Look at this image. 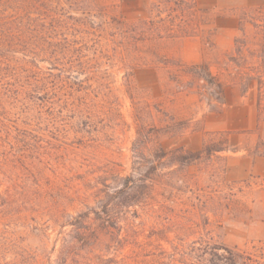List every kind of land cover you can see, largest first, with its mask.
<instances>
[{"label": "rangeland", "instance_id": "rangeland-1", "mask_svg": "<svg viewBox=\"0 0 264 264\" xmlns=\"http://www.w3.org/2000/svg\"><path fill=\"white\" fill-rule=\"evenodd\" d=\"M31 28L74 63L41 60L62 90L2 110L0 191L98 189L80 264H264V0H69ZM23 211L0 216L1 264H53L73 227Z\"/></svg>", "mask_w": 264, "mask_h": 264}, {"label": "trees", "instance_id": "trees-1", "mask_svg": "<svg viewBox=\"0 0 264 264\" xmlns=\"http://www.w3.org/2000/svg\"><path fill=\"white\" fill-rule=\"evenodd\" d=\"M72 3V2H71ZM69 4V0H0V127L5 126V117L2 116V110L21 101L25 102V107L33 105L34 98H38L41 90L45 94L56 95L62 90L64 69H60L61 75L53 71H43L39 69L38 62L41 60L51 62L55 66L59 60H70L74 63V59L69 56L68 52L57 50L59 43H54L50 37L44 36V43L39 46L34 41V29L32 23L37 20H45L52 18L55 14L64 10L65 5ZM42 34L39 36L41 39ZM51 50H50V49ZM63 47H60L62 49ZM264 63V51H263ZM42 58V59H39ZM202 64L195 65L201 67ZM264 68V64L261 65ZM57 68V67H54ZM209 74H211L209 72ZM57 77L58 80L53 84L51 78ZM259 76V75H258ZM259 92L264 86V77H258ZM61 84V85H60ZM52 86V87H51ZM55 86V87H54ZM45 99V98H44ZM45 101H48L45 99ZM29 102H31L29 104ZM260 102V100H259ZM177 150L171 152H162L165 156L177 155ZM201 156V153H186L179 155L180 162H191ZM129 179V178H128ZM127 179V180H128ZM5 190L0 191V216L22 218L23 210L29 207L32 211L37 212L40 216H47L53 227L63 228L67 225L73 227L71 236L60 231L59 239L61 245L58 250V258L53 264H80L77 260V248L80 247L84 240L91 238L95 242H99V234L87 224L91 212L98 210L91 205L92 200L97 204L101 201L98 195V189L90 194H81V188L75 189L76 195H64V199L45 196L39 203L35 200H29L22 195H16V185L8 180ZM127 188L131 189L129 183ZM69 206L74 209L79 208L77 215L73 216L69 212ZM85 206L88 211H82ZM27 218V217H25ZM36 218V217H35ZM43 230V229H42ZM9 230L0 232V240L6 237ZM72 239H71V238ZM1 243V242H0ZM28 257L23 264H48V258H40L35 251L24 249ZM73 256V257H72ZM1 260V257H0ZM1 264V262H0ZM213 264H216L213 262ZM263 264V263H262Z\"/></svg>", "mask_w": 264, "mask_h": 264}, {"label": "crops", "instance_id": "crops-1", "mask_svg": "<svg viewBox=\"0 0 264 264\" xmlns=\"http://www.w3.org/2000/svg\"><path fill=\"white\" fill-rule=\"evenodd\" d=\"M264 163V157H259L255 160V167L257 168L260 164ZM262 176H264V173H262Z\"/></svg>", "mask_w": 264, "mask_h": 264}]
</instances>
